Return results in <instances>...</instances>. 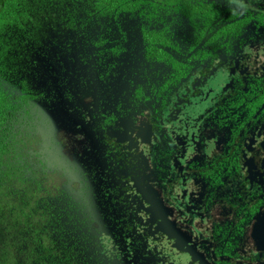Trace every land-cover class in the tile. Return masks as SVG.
<instances>
[{
    "label": "flooded vegetation",
    "instance_id": "1",
    "mask_svg": "<svg viewBox=\"0 0 264 264\" xmlns=\"http://www.w3.org/2000/svg\"><path fill=\"white\" fill-rule=\"evenodd\" d=\"M171 3L44 74L31 169L94 264H264V0Z\"/></svg>",
    "mask_w": 264,
    "mask_h": 264
},
{
    "label": "trees",
    "instance_id": "2",
    "mask_svg": "<svg viewBox=\"0 0 264 264\" xmlns=\"http://www.w3.org/2000/svg\"><path fill=\"white\" fill-rule=\"evenodd\" d=\"M171 1L0 0V264L97 261L78 234L64 190L48 184L42 166L31 169L29 148L41 141L35 102L52 65L76 50L123 39L129 25L155 21ZM184 9L180 3L177 10ZM132 37L150 54L149 34Z\"/></svg>",
    "mask_w": 264,
    "mask_h": 264
},
{
    "label": "rangeland",
    "instance_id": "3",
    "mask_svg": "<svg viewBox=\"0 0 264 264\" xmlns=\"http://www.w3.org/2000/svg\"><path fill=\"white\" fill-rule=\"evenodd\" d=\"M189 22H191V18H188ZM162 44V43H161ZM166 45V44H165ZM156 52L159 54V55H162L163 52L161 49H157ZM174 63V69H173V72L174 73H177L176 76H181V78L184 77V75L187 73L188 69H187V66H186V61L185 60H182L180 58H178V60L176 59L175 62L173 61ZM49 111V110H48ZM47 111V113H48ZM45 116H48L46 113H45ZM49 117V116H48ZM50 119V117H49ZM48 127H49V122H48ZM47 127V128H48ZM54 181L52 180L51 183H53ZM55 182L56 184H60L61 180L60 179H55Z\"/></svg>",
    "mask_w": 264,
    "mask_h": 264
},
{
    "label": "water",
    "instance_id": "4",
    "mask_svg": "<svg viewBox=\"0 0 264 264\" xmlns=\"http://www.w3.org/2000/svg\"><path fill=\"white\" fill-rule=\"evenodd\" d=\"M149 206H150V204H149ZM149 215H150V217H152V218H154V219H158V220H160V221H164V217H163V215H161V214H159V213H157V214H155V212H153V213H149ZM149 217V218H150ZM154 224L156 225V227H158V225H159V221H157V222H154ZM159 226H161V225H159ZM161 227H163L164 228V230H162V229H160L162 232V234H164L165 236H168V233H167V228H165L164 227V225L163 226H161ZM193 259H190V261H192Z\"/></svg>",
    "mask_w": 264,
    "mask_h": 264
}]
</instances>
